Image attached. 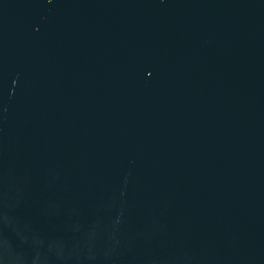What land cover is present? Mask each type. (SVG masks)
<instances>
[{
    "label": "water",
    "instance_id": "1",
    "mask_svg": "<svg viewBox=\"0 0 264 264\" xmlns=\"http://www.w3.org/2000/svg\"><path fill=\"white\" fill-rule=\"evenodd\" d=\"M0 264H264V0H0Z\"/></svg>",
    "mask_w": 264,
    "mask_h": 264
}]
</instances>
